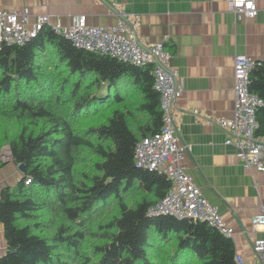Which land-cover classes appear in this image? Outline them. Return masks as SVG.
Listing matches in <instances>:
<instances>
[{"label":"trees","instance_id":"trees-1","mask_svg":"<svg viewBox=\"0 0 264 264\" xmlns=\"http://www.w3.org/2000/svg\"><path fill=\"white\" fill-rule=\"evenodd\" d=\"M248 77L261 136L264 60ZM161 125L150 65L76 47L50 28L2 42L0 166L6 149L24 173L0 192V264H237L232 238L208 222L148 215L170 181L138 167L134 148Z\"/></svg>","mask_w":264,"mask_h":264},{"label":"crops","instance_id":"crops-1","mask_svg":"<svg viewBox=\"0 0 264 264\" xmlns=\"http://www.w3.org/2000/svg\"><path fill=\"white\" fill-rule=\"evenodd\" d=\"M111 0H0L8 10L28 7L30 21L48 14L52 22L69 26L79 15L86 22L107 26L116 22ZM136 14L138 37L145 42L164 41L171 53L182 91L176 99L175 121L179 141L191 145L183 167L203 196L217 207L224 223L233 229L235 254L255 263L253 241L262 234L251 224L264 205L261 173L246 169L216 119L233 114L234 56L243 53L264 60V0H256L257 15L235 20L225 0H116ZM11 158L0 166V192L23 176ZM7 250L0 222V255Z\"/></svg>","mask_w":264,"mask_h":264},{"label":"built area","instance_id":"built-area-1","mask_svg":"<svg viewBox=\"0 0 264 264\" xmlns=\"http://www.w3.org/2000/svg\"><path fill=\"white\" fill-rule=\"evenodd\" d=\"M225 2L235 20L257 15L256 0ZM109 6L116 16V22L107 26L88 24L85 15H79L69 26L52 22L48 14H38L31 22L28 7L12 10L0 7V44H23L41 29L50 28L69 39L76 47L136 65H150L153 88L159 94L162 125L158 131L144 136L136 143L134 160L138 167L165 174L170 181V187L161 200L149 207L148 215L170 214L179 219L206 221L231 237L233 229L224 223L217 207L203 196L183 167V160L190 152L191 145L180 142L177 134L175 106L182 85L176 70L171 67V53L165 48L163 40L145 42L138 37L135 13L127 12L116 0H111ZM255 62V59L246 54H235L233 114L229 118H217L216 123L227 131L225 143L235 147V155L242 166L246 169L254 168L261 173V183L264 186V135L255 134V111L261 104V99L248 87L249 70ZM9 158L7 151V157L3 159ZM24 182L29 183L30 178L26 177ZM250 221L252 225L262 227L261 236L252 243L256 262H246L237 254L234 260L237 264H264V205L258 213L251 216Z\"/></svg>","mask_w":264,"mask_h":264},{"label":"water","instance_id":"water-1","mask_svg":"<svg viewBox=\"0 0 264 264\" xmlns=\"http://www.w3.org/2000/svg\"><path fill=\"white\" fill-rule=\"evenodd\" d=\"M17 169H18L20 172L24 173V165H23L22 163H20V164L17 165ZM22 178H23V176H22Z\"/></svg>","mask_w":264,"mask_h":264},{"label":"rangeland","instance_id":"rangeland-1","mask_svg":"<svg viewBox=\"0 0 264 264\" xmlns=\"http://www.w3.org/2000/svg\"><path fill=\"white\" fill-rule=\"evenodd\" d=\"M86 119H87L88 122L91 121L90 118H86ZM83 120H84V119H83ZM83 120H82V121H83ZM2 157H3V158H6V157H7V150H6V149H4V151H3V153H2Z\"/></svg>","mask_w":264,"mask_h":264}]
</instances>
